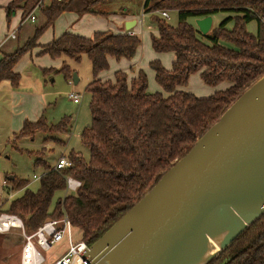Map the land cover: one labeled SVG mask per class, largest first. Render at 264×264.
Listing matches in <instances>:
<instances>
[{
  "label": "trees",
  "instance_id": "obj_1",
  "mask_svg": "<svg viewBox=\"0 0 264 264\" xmlns=\"http://www.w3.org/2000/svg\"><path fill=\"white\" fill-rule=\"evenodd\" d=\"M40 1L11 0L4 7L7 22L17 11L24 20ZM111 1L48 0L47 6L38 9L43 24L22 46L0 58V84L7 81L13 88L19 86L16 64L37 46L38 38L60 15L74 12L108 16V12L95 7ZM158 11H176L177 25L173 27L154 15ZM142 12L151 14L157 31V36L150 38L152 50L174 56L169 70L158 60L149 63L162 92L148 93L143 70L132 79L122 71L115 72L111 80L100 77L109 69V58L131 61L136 56L141 40L135 35L96 32L85 38L64 33L42 47L40 54L52 59L79 62L85 54L90 62L92 79L85 88L90 122L80 135L89 157L85 161L79 154L69 153L73 166L62 171L36 160V166L44 167L36 190L27 188V180L6 179L13 190L22 192L0 208V213L20 217L26 233L36 231L48 218L65 214L78 231V238L90 246L264 74V27L259 23L264 0H145ZM218 13L229 16L202 35L194 21ZM252 22L256 24L255 33L247 30ZM57 73L71 79L65 60ZM192 74H198L210 87L222 83L229 86L207 98L177 90ZM69 121L64 117L51 125L43 116L34 122L24 121L16 138L32 137L36 132H68ZM67 176L79 180L80 188L53 203L56 193H64ZM225 258V264H264V214L208 264H221Z\"/></svg>",
  "mask_w": 264,
  "mask_h": 264
},
{
  "label": "water",
  "instance_id": "obj_2",
  "mask_svg": "<svg viewBox=\"0 0 264 264\" xmlns=\"http://www.w3.org/2000/svg\"><path fill=\"white\" fill-rule=\"evenodd\" d=\"M194 24L206 35L212 17ZM263 214L264 74L83 257L92 264H208Z\"/></svg>",
  "mask_w": 264,
  "mask_h": 264
},
{
  "label": "rangeland",
  "instance_id": "obj_3",
  "mask_svg": "<svg viewBox=\"0 0 264 264\" xmlns=\"http://www.w3.org/2000/svg\"><path fill=\"white\" fill-rule=\"evenodd\" d=\"M144 1L112 0L111 2L98 5L95 7L96 10L108 12L109 15H96L98 17L97 19L100 20L88 18L89 22H87L88 20L86 18H83L84 22L80 28L82 32H87L86 30L92 28V23H100V28L107 29L110 27L112 29L116 25L117 19L111 17L120 16L121 14L132 15L138 20L141 19L137 27L138 37L141 40V46L138 50L139 62L141 64L140 67L146 71L147 91L152 94L162 92V89L154 82L153 71L148 67V63L155 58V54L161 55L160 63L163 67L168 66L167 68L170 69L172 56L170 53H156L152 50L149 44V38L150 33L154 32L155 26L151 21V14L142 13ZM47 3L48 1L45 2V6ZM0 15V31L2 30L1 34L3 35V32L5 33L6 31V22L3 13ZM35 15H38V11L35 12ZM154 15L161 17L159 11L155 12ZM168 16V19H165L166 22L175 27L177 25V12L168 11ZM228 16V13H218L215 15L213 17L214 26ZM17 18V16H14L10 19V31L17 27ZM102 22L105 24L102 25ZM66 23L69 24L66 20L63 25L57 26V32L60 27L65 28ZM42 24L43 21L41 18L35 23L26 21L17 34L20 45L24 43L27 36L34 34L35 29ZM247 30L255 33V22L248 24ZM11 43L16 45L17 41L12 40ZM26 56L28 54L21 58L15 68L20 75L19 86L13 88L7 81L0 84V173L3 175L6 174V178L14 176L17 179L27 180V188L36 190L37 180L33 179V175L39 177L44 172L43 166L35 165L36 160H41L46 165L52 167L63 151L65 155L72 152L75 155L79 154L85 161L88 160V149L82 144L80 135L90 122L89 95L85 92V88L91 81L92 76L90 62L85 54L81 56L79 62H73L63 58L70 67V80L65 79L60 73L48 72L43 74L41 70L37 71V76H34L29 73L33 72V68L30 65H26L29 59ZM110 70L112 71V66L109 67ZM109 71L107 72L108 75L111 74ZM74 74L77 78L76 84H74L72 78ZM214 88L205 85L198 74H192L187 84L177 89L191 93L198 98H206L215 92ZM70 93H77L81 96L79 104H74L69 99L68 95ZM39 94L43 99L44 105L38 113L36 111V105H39L40 102L38 101ZM40 114L43 115L45 122L51 125L59 123L64 117L69 118L71 121L68 126L69 131L54 134L36 132L32 137L17 139L15 134L21 128V121H24V118L32 119V121L36 120V116L38 117ZM21 192V190L14 191L10 193L13 194L11 196L10 194H6V192L4 194L2 193L1 199H3L4 204H7L12 198L19 196ZM63 195L64 193H56L53 198V203L57 198L63 197ZM74 237L75 239H79V233L76 229H74ZM22 245L23 237L19 231L0 234V264H19ZM65 249V241L56 244L46 255V264H50Z\"/></svg>",
  "mask_w": 264,
  "mask_h": 264
},
{
  "label": "crops",
  "instance_id": "obj_4",
  "mask_svg": "<svg viewBox=\"0 0 264 264\" xmlns=\"http://www.w3.org/2000/svg\"><path fill=\"white\" fill-rule=\"evenodd\" d=\"M10 1L11 0H0V14L3 13V15L5 17V22H6V26H5L6 27V31H5V33L3 32V35H2L1 34V31L2 30L0 31V58L3 55L11 54L18 47L22 46L29 38H31L33 36V34H30L29 36H27L25 38L24 43L22 45H20L17 34H18V32H20V30L22 29L24 23L27 21L25 19L24 20L21 19L22 13L20 11H17L15 13V15H14V16H17L18 17L17 20H16L17 27L14 30L13 29H11V31L9 30L10 29L11 22L9 21V23H8L7 20H6V15H5V12H4V7ZM47 5H48V3L46 4V6ZM0 18H1V15H0ZM39 18H41V17H40V15L38 13V15H36V21L39 20ZM83 18H86L88 20L87 22H89V19L88 18H92L94 20H100V19H97L98 17H96V15H94V14L78 15V14H76L74 12H66V13H63L62 15H60L57 18V20L54 22V24L51 27L47 28L41 34V36L37 40V46L32 51H30L28 53V56H26V57H29L28 61L26 62V65L27 66L30 65L33 68L32 69L33 72H29V73L33 74L34 76H37V73H38L37 71L41 70V72H42L43 70H47V69H53L54 70L53 73L54 72L57 73V71L63 65V59L62 58L52 59L48 55H42V54H40V52L42 51V47L43 46L51 43L53 40L57 39L58 37H60L64 33H70V34L82 36V37H85V38H91L94 35V33H96V32H111L113 34H125V33H127L128 30H130L131 32H133V34L135 36L138 37V29H137V27H138V23H139V21L141 19L138 20L135 16L125 15V14H121L120 16H112L111 18H116L117 19L116 20V25L113 28L111 27L112 29H110V27H108L107 29L106 28H103L102 29V28H100L101 27L100 23H92L91 24V25H93L92 28L86 30L87 32H82L81 31V28H80V26L84 22V19ZM66 20L68 21L69 24L66 23L65 24V28L64 27L63 28L60 27L58 29V32H57V30H56L57 26L63 25ZM42 21H43V19H42ZM133 21H136V22H133ZM142 23H143V21H142ZM101 24L104 25L105 23L102 22ZM212 26H214V19H213V17H212ZM75 28H77V29H75ZM9 31L10 32H15V38L14 39H12V38H10L8 36L10 34ZM151 36H157L156 28L154 29V32L153 33H150V38H151ZM150 38H149V44H150ZM12 40H16L17 41V44L14 45L13 43H11ZM140 46L137 49L136 56L131 61L124 60V59H121L119 61H116V60H114L112 58H109L108 59V66L109 67L112 66V71L111 70L109 71V69H108V71L111 72V74L108 75V73H107L108 71H106V72L102 73L100 75V77L103 80H108V79L111 80L113 78V74L115 72L122 71V72H125L128 75V78L129 79H132L133 77L136 76V73L139 70H143L146 73V71L143 68L140 67L141 64L139 62V53H138V50H139ZM150 46H151V44H150ZM170 54L172 56V58H171L172 59L171 64H172L173 59H174V56H173L172 53H170ZM160 56L161 55H156L155 54V58L152 59L151 61H154V60L160 61ZM149 63H148V67H149ZM167 67L168 66H164L165 69L169 70V68H167ZM15 68H16V66H15ZM15 68H14V71L19 74V72L16 71ZM37 68H38V70H36ZM42 73L43 74H46L48 72H45V73L42 72ZM105 73H107V74H105ZM153 80H154V72H153ZM154 82H155V80H154ZM228 86H229V83H222V84H219L217 87H215L214 90H215V92H217V91H223ZM215 92H213L212 94H214ZM212 94H210L209 96H211ZM38 101H40V102H39V105H36V111H38V113H39L40 109L44 105L43 99L41 98V95L40 94L38 96ZM41 116H43V115L40 114L38 117L36 116V118H35L36 120H33V121H32V119L29 120L27 118H24V121L34 122V121H37ZM24 121L23 120L21 121L22 125H23ZM70 122L71 121H69V123ZM22 125H21V127H22ZM15 136H16V134H15ZM13 178H14V176H13ZM6 179L8 180V178H6V174L3 175L2 173H0V207H3V206L6 205V204H4L3 199H1L2 198V195L5 192H6V194L9 195L10 193H13L14 191H20V190H13L11 188V185L6 182ZM11 195H13V194H10V196Z\"/></svg>",
  "mask_w": 264,
  "mask_h": 264
},
{
  "label": "built area",
  "instance_id": "obj_5",
  "mask_svg": "<svg viewBox=\"0 0 264 264\" xmlns=\"http://www.w3.org/2000/svg\"><path fill=\"white\" fill-rule=\"evenodd\" d=\"M46 1L48 0H41L33 11L26 16L25 20L34 23L36 21L35 12L43 7ZM159 13L162 19H168V11H159ZM259 23L264 27V14L259 16ZM126 34L134 35L130 30ZM8 36L14 39L15 32H10ZM68 97L74 104H79L81 100V96L77 93H70ZM63 152L58 156L52 170L62 171L73 166L68 155ZM33 179L38 180L39 177L34 175ZM80 186L79 180L71 176L65 177L64 195L75 193ZM10 231H19L23 237L19 264H46V255L56 244L62 241H65V251L55 257L50 264H92L90 260L83 257L89 246L84 241L75 239L74 227L65 214L60 218H48L36 231L26 233L20 217L5 212L0 213V234H6Z\"/></svg>",
  "mask_w": 264,
  "mask_h": 264
},
{
  "label": "flooded vegetation",
  "instance_id": "obj_6",
  "mask_svg": "<svg viewBox=\"0 0 264 264\" xmlns=\"http://www.w3.org/2000/svg\"><path fill=\"white\" fill-rule=\"evenodd\" d=\"M226 260H227V259L225 258V259L221 262V264H225Z\"/></svg>",
  "mask_w": 264,
  "mask_h": 264
},
{
  "label": "bare ground",
  "instance_id": "obj_7",
  "mask_svg": "<svg viewBox=\"0 0 264 264\" xmlns=\"http://www.w3.org/2000/svg\"><path fill=\"white\" fill-rule=\"evenodd\" d=\"M91 263H92V261H91Z\"/></svg>",
  "mask_w": 264,
  "mask_h": 264
}]
</instances>
